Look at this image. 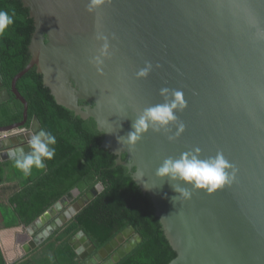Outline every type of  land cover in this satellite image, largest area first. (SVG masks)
<instances>
[{
	"label": "water",
	"instance_id": "obj_1",
	"mask_svg": "<svg viewBox=\"0 0 264 264\" xmlns=\"http://www.w3.org/2000/svg\"><path fill=\"white\" fill-rule=\"evenodd\" d=\"M22 1L35 22L31 59L11 83L24 106L23 120L0 131L25 126L28 102L17 82L36 67L59 104L95 120L102 145L118 155L117 165L127 166L151 197L177 251L169 264H264V0H109L94 12L87 10L89 0ZM98 35L110 44L100 65L94 61L104 43ZM148 62L152 71L138 78ZM164 87L184 93L187 108L177 115L185 131L169 141L176 136L175 125L150 130L130 150L117 138L132 130L144 108L164 102ZM10 98L0 72V104ZM41 129L34 117L29 129L0 139V160H9V148L30 151L27 141ZM195 148L202 159L222 152L235 165L236 178L212 194L173 181L193 193L173 203L179 193L168 178L156 176V169L165 158ZM102 190L99 183L72 204L63 197L30 225L23 224L25 255ZM141 241L128 226L100 249L83 230L69 243L82 264H116Z\"/></svg>",
	"mask_w": 264,
	"mask_h": 264
},
{
	"label": "trees",
	"instance_id": "obj_2",
	"mask_svg": "<svg viewBox=\"0 0 264 264\" xmlns=\"http://www.w3.org/2000/svg\"><path fill=\"white\" fill-rule=\"evenodd\" d=\"M0 10L16 13L15 23L0 37V72L11 98L0 104V127L23 120L24 106L11 91V83L31 59L35 22L22 0H0ZM28 102L29 129L37 117L44 130L55 135V158L45 161V170H33L25 177L14 162L0 160V183L17 180L7 205L2 207L6 227L30 225L63 197L69 204L78 201L97 184L100 191L75 216L40 247L14 264H82L69 240L80 230L97 249L104 247L128 226H133L142 241L116 264H169L177 256L156 215L151 197L142 191L125 165H117L118 155L102 145L103 133L93 118L85 119L59 104L43 74L36 67L17 82ZM84 102V101H81ZM126 159V154L122 155ZM79 190L78 195L73 191ZM0 264H7L0 240Z\"/></svg>",
	"mask_w": 264,
	"mask_h": 264
},
{
	"label": "clouds",
	"instance_id": "obj_3",
	"mask_svg": "<svg viewBox=\"0 0 264 264\" xmlns=\"http://www.w3.org/2000/svg\"><path fill=\"white\" fill-rule=\"evenodd\" d=\"M109 0H89L87 10L94 12L102 7ZM16 13L13 10H0V37H3L6 31L15 23ZM97 39L104 43L100 50V55L94 58L97 65L103 64L101 57L109 55L110 44L107 37L98 35ZM152 64L146 63L144 68L137 72L138 78H146L152 71ZM160 94L164 97L163 103H158L143 109L132 123V130L126 136L118 137L121 144L127 145L130 150H134L136 145L142 141L145 134L150 130L160 132L161 129L167 130L171 125L177 128L175 137H168L169 141L175 140L185 131V124L180 121L177 113L183 112L187 108V101L184 93L180 90L169 89L167 87L160 89ZM170 94V98H169ZM57 143L55 135L50 131L41 129L32 134L27 141L30 151H25L22 146L9 148L7 156L14 162L17 168L25 177L33 174V170H45L47 165L45 161H51L55 158ZM201 150L195 148L180 154L179 158L171 156L165 158L156 169V176L168 178L174 192L179 196H173V203L178 198L190 199L192 191L188 187H182L180 184L171 183L173 181H183L191 186V189L205 190L207 193H215L218 189L226 185H231L235 178L237 169L230 163L222 152L207 159L201 158Z\"/></svg>",
	"mask_w": 264,
	"mask_h": 264
},
{
	"label": "crops",
	"instance_id": "obj_4",
	"mask_svg": "<svg viewBox=\"0 0 264 264\" xmlns=\"http://www.w3.org/2000/svg\"><path fill=\"white\" fill-rule=\"evenodd\" d=\"M22 129H14L13 131H10L9 136H12L20 132ZM0 139H4V137ZM17 182H18L17 180H12L10 182H6V180H4L0 183V240L5 249H7L8 251L11 250V252L9 253L10 257L8 258V255H7L6 260L7 261L16 260L15 262L21 260L23 257L27 255V254L25 255L24 251H23L24 253L21 252L23 250V244L25 243V241H27V234L23 230L22 225L6 227L1 220L2 218L1 213H2V207L4 206V204L7 205L8 198L14 190V189H9V188L5 189L4 186L16 185ZM5 235H8L9 239L6 238ZM8 244H11V248L7 246ZM6 254L7 253L5 252V255Z\"/></svg>",
	"mask_w": 264,
	"mask_h": 264
},
{
	"label": "flooded vegetation",
	"instance_id": "obj_5",
	"mask_svg": "<svg viewBox=\"0 0 264 264\" xmlns=\"http://www.w3.org/2000/svg\"><path fill=\"white\" fill-rule=\"evenodd\" d=\"M66 209H67V208H64L63 211L60 212V214H62ZM58 216H59V215H58ZM58 216H56V217H58ZM53 221H54V218H51V219L48 221V223H47L43 228H45L47 225L51 224ZM43 228H41V229H43ZM41 229H40V230H41ZM40 230H39V231H40ZM115 251H116V249H115ZM110 255H111V254H109L106 258H104L102 262L106 261ZM102 262H100V263H102Z\"/></svg>",
	"mask_w": 264,
	"mask_h": 264
},
{
	"label": "built area",
	"instance_id": "obj_6",
	"mask_svg": "<svg viewBox=\"0 0 264 264\" xmlns=\"http://www.w3.org/2000/svg\"><path fill=\"white\" fill-rule=\"evenodd\" d=\"M26 128H23L21 131H24ZM10 131H13V130H10ZM10 131H0V138L4 137V138H7V137H10L9 134H10ZM20 131V132H21ZM19 133V132H18ZM7 136V137H5Z\"/></svg>",
	"mask_w": 264,
	"mask_h": 264
},
{
	"label": "rangeland",
	"instance_id": "obj_7",
	"mask_svg": "<svg viewBox=\"0 0 264 264\" xmlns=\"http://www.w3.org/2000/svg\"><path fill=\"white\" fill-rule=\"evenodd\" d=\"M5 236H6V238L9 239V236H8V235H5ZM2 245H3V244H2ZM7 246H8L9 248H11V244H8ZM3 248H4V246H3ZM4 251L7 253L6 256L8 255V258H9V257H10V256H9V253L11 252V250L8 251L7 249L4 248ZM23 251H24V249H23L21 252L24 253L25 251H24V252H23Z\"/></svg>",
	"mask_w": 264,
	"mask_h": 264
}]
</instances>
